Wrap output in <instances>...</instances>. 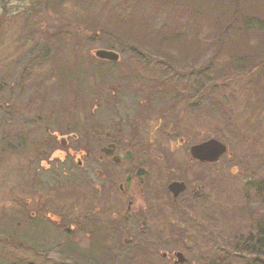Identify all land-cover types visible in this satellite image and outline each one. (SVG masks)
Segmentation results:
<instances>
[{
	"label": "rangeland",
	"instance_id": "374dc122",
	"mask_svg": "<svg viewBox=\"0 0 264 264\" xmlns=\"http://www.w3.org/2000/svg\"><path fill=\"white\" fill-rule=\"evenodd\" d=\"M88 1L63 0L62 8L51 10L45 1L0 0V264H87V255L92 264H243L251 256L235 251V240L254 235L256 215H264L257 193L264 187V0H176L170 8L169 0H141L151 7L149 26H177L185 45L156 44L151 33L136 46L109 17L106 0ZM112 2L132 9V0ZM208 8L221 16L210 17ZM255 19L261 29L246 34L243 22L252 27ZM225 30L233 43L219 47L226 44ZM100 49L116 52V64L97 60ZM130 127L148 143L133 151L151 167L150 180L159 184L153 193L162 196L165 159L179 179L212 191L200 209L166 206L157 227L180 217L186 227L173 243H166L169 231L165 243L135 240L129 246L122 228L116 242L107 230L94 234L97 222L87 229L82 213L96 202L97 180L90 175L87 181L82 171L64 176L70 163L50 161L58 150L70 151L71 144H59L62 136L80 142L101 129ZM210 139L226 148L212 169L187 166L190 147ZM52 148L58 149L54 155ZM89 153L99 156L95 142ZM25 214L48 222L63 215L80 224L64 239V227L18 225ZM150 231L147 238L162 236Z\"/></svg>",
	"mask_w": 264,
	"mask_h": 264
},
{
	"label": "flooded vegetation",
	"instance_id": "af4514ba",
	"mask_svg": "<svg viewBox=\"0 0 264 264\" xmlns=\"http://www.w3.org/2000/svg\"><path fill=\"white\" fill-rule=\"evenodd\" d=\"M132 97H130V104L132 105ZM131 107H135L134 105ZM135 128L130 127L127 131L120 129L117 130H100L95 133V138L87 137L84 141H77L75 135L62 136L59 144L62 147H68L71 144L70 151L58 150L57 148L50 149L49 153L51 155L56 154L57 156L52 157L50 161L62 160L70 163V166L65 169L62 173L64 176L74 177L79 171L84 172L81 174L86 180L87 176H94L98 182L96 188V202L93 203L91 208H86L82 213V224L88 229L92 223L97 222V230H93L94 234H104L107 230L109 235H111L112 241L116 242L119 238L118 233L120 229L123 230L125 235L123 244L133 245L135 240L149 241V243H165L163 233L169 231L167 234H171L170 238L166 239V243H173L176 239L178 230L186 229L184 222H182L181 217L176 220H170L171 224L164 226L159 229L156 225V220L160 218L164 213V209H167L168 204L176 209H182L184 212H189V207L198 208L206 206V202H210L212 197V191L207 195L205 192V185H195L191 182H186L179 179L178 170L175 169V173L172 168L166 164L168 159H165V165L163 170L167 172V181L160 185L161 197L153 193L155 186L158 188L159 184L156 185L150 180L152 175L151 167L146 168L142 164L141 159L134 155V149L140 148L145 149L148 143L142 142L137 138ZM72 142V143H71ZM95 144L99 146V156L96 158H90L89 150L91 145ZM51 145H47L49 148ZM38 148L35 147V150ZM128 153V155H127ZM63 155L64 157H61ZM216 164L209 162H201L199 160L192 159L189 157L187 166L195 167L202 171L204 169H212ZM151 171V173H150ZM213 172V171H212ZM186 175V174H185ZM200 175V174H199ZM205 175L203 179L207 178ZM200 181V177H198ZM202 179V180H203ZM207 180V179H206ZM204 180V181H206ZM88 181V180H87ZM86 181V182H87ZM183 183L184 190L178 195H174L169 191L168 186L173 183ZM92 186V185H91ZM88 187V186H87ZM211 187V186H209ZM89 192V191H88ZM87 200H85L86 205L90 202L91 195L87 193ZM162 198L164 201H162ZM96 205V206H95ZM179 208H178V207ZM85 207V206H84ZM88 207V206H87ZM26 205H22V211L26 212ZM211 210V207H209ZM180 215V213H179ZM30 215L23 217L21 224L23 226H34V223L49 224L52 228L57 231L60 227H64L63 238L68 239V237L73 233L69 227H75L80 223L76 224V221H67L63 215L58 220H53L48 222L46 219L43 220L42 217ZM168 217L171 215L168 213ZM41 218V219H38ZM197 214L195 220H197ZM65 225L68 227L65 228ZM193 226L198 230L199 225L193 223ZM152 228V229H151ZM151 230V231H150ZM159 230L161 237H159L158 232L154 234L150 233V237H146V233L149 231ZM96 231V232H95ZM140 232V233H139ZM151 234L153 237H151ZM56 235V234H55ZM86 238L88 239V235ZM108 237V236H107ZM180 237V236H178ZM177 239H181L177 238ZM89 240V239H88ZM164 240V241H161ZM176 252L172 253L173 257ZM163 259L167 258V254L163 253L161 255ZM174 264L175 261H172Z\"/></svg>",
	"mask_w": 264,
	"mask_h": 264
},
{
	"label": "trees",
	"instance_id": "16d2710c",
	"mask_svg": "<svg viewBox=\"0 0 264 264\" xmlns=\"http://www.w3.org/2000/svg\"><path fill=\"white\" fill-rule=\"evenodd\" d=\"M43 2V4L45 5V7H49L51 10H54L55 8H62L61 6V2L63 0H55V2L53 1H46V0H36V2ZM75 2H77L78 4H80L81 6H88L89 1L88 0H74ZM140 2L141 0H132V11L129 10L127 12H124L123 10H121V8H116L115 2L111 3V0H106V2L102 3L104 6L108 7V12H109V17L112 18V20L115 22V24H119L120 28L124 30V34H128L126 35V37L128 38L127 40H129L127 43L131 44L132 46H136L137 45V40L142 38V34H151L152 36H154L156 38V44L161 45L162 43L165 42H178L181 43L182 45H185V35L180 33L181 29H177L175 26L174 30H171L170 28H168V26L170 23H166V25H161L159 26L157 29H153L149 26V18L150 15H147V12H149V8L150 5L149 3L140 2V6L138 7V5H136V2ZM149 1V0H147ZM169 4L170 2L173 3L170 6L167 5L168 3H165L164 7L169 6L170 7H174L176 4V0H169L168 1ZM182 7H184V4L181 3ZM155 7V6H154ZM181 7V6H180ZM165 9V8H163ZM185 9V7H184ZM183 8H181L180 10H184ZM208 11L210 13L209 14H214V15H210V17L214 18V19H218L219 16H221L222 12H217L215 13V10L211 8H208ZM129 12V13H128ZM132 12V15H131ZM216 14V15H215ZM220 14V15H219ZM172 21V20H171ZM251 23V22H250ZM249 22H243V26L242 28H244V32L247 34V32L252 33V35H256L258 31H255V28L257 29H261V24L255 19V21H252V23L254 24H258V25H253L252 27H248L246 24H250ZM176 24H179L178 22ZM251 25V24H250ZM249 29H248V28ZM255 27V28H254ZM241 28V29H242ZM254 28V29H253ZM224 41L226 44H219V47H227L228 43H233V41H231L229 35L227 34L226 30L224 31ZM246 34H243L241 37V40L244 39L246 37ZM253 37V36H251ZM134 42V43H133ZM235 42V41H234ZM177 46V45H176ZM179 46V45H178ZM226 50V49H223ZM181 54V53H180ZM169 59L171 60V57H169ZM107 63V62H105ZM110 65L116 64V63H107ZM211 65L210 62L207 63V66ZM257 193L260 194L261 199H264V187L262 186V188L260 187L259 190H257ZM256 193V197H259L258 199H260V196H258V194ZM258 214V213H257ZM255 234L254 235H247L245 238L243 237H239L236 238L235 240V246H236V250L238 251V253L242 254V255H246V256H254L257 260H259L260 262L255 261V264H264V215H256L255 218ZM92 255H87V264L90 263L89 258H91ZM96 261V260H95ZM94 263V262H92ZM90 263V264H92ZM132 264H140V261H134ZM247 264V263H246Z\"/></svg>",
	"mask_w": 264,
	"mask_h": 264
},
{
	"label": "water",
	"instance_id": "95a60500",
	"mask_svg": "<svg viewBox=\"0 0 264 264\" xmlns=\"http://www.w3.org/2000/svg\"><path fill=\"white\" fill-rule=\"evenodd\" d=\"M94 57L98 60L108 62H117L119 58L116 52L104 49L96 50L94 52ZM225 151L226 148L223 144L214 139H210L190 147L189 155L192 159L211 163L218 160ZM168 189L176 196L184 190V184L173 182L168 186ZM176 258L180 263L184 261V258L180 253L176 254Z\"/></svg>",
	"mask_w": 264,
	"mask_h": 264
},
{
	"label": "bare ground",
	"instance_id": "6f19581e",
	"mask_svg": "<svg viewBox=\"0 0 264 264\" xmlns=\"http://www.w3.org/2000/svg\"><path fill=\"white\" fill-rule=\"evenodd\" d=\"M255 261L260 262L259 260H257L254 256H251L249 258H247V260L245 262H243V264H255Z\"/></svg>",
	"mask_w": 264,
	"mask_h": 264
}]
</instances>
